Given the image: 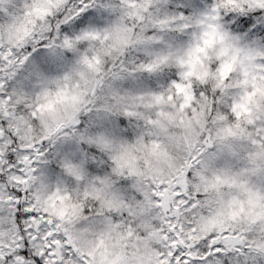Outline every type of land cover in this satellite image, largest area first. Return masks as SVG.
Segmentation results:
<instances>
[{
    "label": "clouds",
    "instance_id": "1",
    "mask_svg": "<svg viewBox=\"0 0 264 264\" xmlns=\"http://www.w3.org/2000/svg\"><path fill=\"white\" fill-rule=\"evenodd\" d=\"M9 49L0 138L16 137L30 201L80 252L99 261L116 225H139L129 206L180 170L190 184L227 172L264 187V0H0ZM161 112L185 126L160 134ZM14 234L0 221V243Z\"/></svg>",
    "mask_w": 264,
    "mask_h": 264
},
{
    "label": "snow or ice",
    "instance_id": "2",
    "mask_svg": "<svg viewBox=\"0 0 264 264\" xmlns=\"http://www.w3.org/2000/svg\"><path fill=\"white\" fill-rule=\"evenodd\" d=\"M89 15L88 4L82 2L78 26L80 21L86 24ZM12 54L11 49L0 50V60L8 63ZM175 86L184 91L183 85ZM191 98L188 95L185 103ZM159 115L162 119L152 123L162 135H169L172 125L185 126L181 115ZM7 137L0 138V214L6 213L0 221L10 224L15 234L11 242L0 243V264H74L77 257L79 264H258L264 257V242L249 239L256 231L264 233V187L227 172L212 178L197 172L199 183L190 184L186 170H180L171 179H160L151 193L144 192L135 208L129 206L139 225L129 222L122 230L116 225L113 249L104 248L97 261L96 253L80 252L67 231L30 201L17 167L16 137L11 132ZM154 148L166 155L160 143L154 142ZM201 208H207L208 215L197 211Z\"/></svg>",
    "mask_w": 264,
    "mask_h": 264
}]
</instances>
